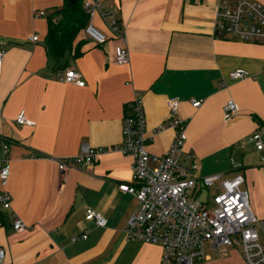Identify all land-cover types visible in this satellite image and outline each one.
<instances>
[{
  "label": "crops",
  "instance_id": "0c3cea01",
  "mask_svg": "<svg viewBox=\"0 0 264 264\" xmlns=\"http://www.w3.org/2000/svg\"><path fill=\"white\" fill-rule=\"evenodd\" d=\"M104 2L119 8L131 59L115 61L120 39L96 13L89 21L108 40L97 43L85 29L79 35L82 53L67 63L82 73L85 83L79 84L59 78L67 67L53 63L45 45L48 16L65 0H0V158L7 141L11 163L0 189L12 196L10 207L0 199V246L7 264H161V245L126 233L138 198L120 184L132 181L133 157L110 149L90 164L71 160L64 175L57 159L79 154L85 142L120 143L136 93L145 103L151 154L162 155L175 136L167 123L168 99L179 96V114L187 121L183 158L191 160L192 152L201 176L243 174L252 209L264 216V163L250 139L264 128V43L215 36L219 0ZM40 10L45 13L35 15ZM36 33L39 38L31 39ZM236 68L255 76L233 78ZM231 97L240 114L226 119ZM193 98L203 99L201 105L194 106ZM21 110L32 123L17 121ZM88 207L103 213L107 224L88 219ZM16 216L27 224L24 229L14 227ZM84 231L87 237L72 239ZM228 250L222 254L207 242L202 264H247L240 247Z\"/></svg>",
  "mask_w": 264,
  "mask_h": 264
},
{
  "label": "built area",
  "instance_id": "2783aa9c",
  "mask_svg": "<svg viewBox=\"0 0 264 264\" xmlns=\"http://www.w3.org/2000/svg\"><path fill=\"white\" fill-rule=\"evenodd\" d=\"M89 20L100 13L109 29L120 42L115 44V61L124 64L131 59L124 25L119 17V8L104 0H83ZM40 10L35 15L44 14ZM87 34L97 43L108 40L106 31L92 21L85 27ZM230 36L235 39L264 43V4L259 0H219L215 16V36ZM37 40L38 34L30 36ZM4 49H0V77L3 74ZM264 73V66L262 67ZM64 81L84 84L82 73L73 67L58 73ZM233 78L255 76L248 69L236 68L230 71ZM203 99L193 98L194 106L201 105ZM181 99L171 96L168 99L169 119L167 123L175 129V136L162 155L151 154L146 145L147 114L143 96L139 93L129 101L123 118V140L114 145L94 146L83 143L81 152L73 156L58 157L59 169L64 175L71 160L93 163L96 157L107 150L118 149L133 157L132 181L123 182L120 188L135 194L138 205L128 219V237L151 241L162 247L161 264H202L205 259V245L218 248L228 254L229 246L240 247L247 264H264V216L258 217L251 206L249 191L242 187L243 174L224 177L222 173L198 175V162L194 154L188 153L191 160L183 158L184 144L187 139V121L179 114ZM226 119L240 114V105L229 98L224 106ZM20 124L32 123L25 110L18 113ZM250 139L260 152L264 163V128H256ZM157 164H151V160ZM11 173L9 142L5 141L0 158V181L8 182ZM203 191L204 195H201ZM202 193V194H203ZM11 193L0 189V199L5 207L11 206ZM88 219L100 226L107 224V217L100 211L88 207ZM25 221L16 216L14 227L22 230ZM88 232L72 236L87 237ZM6 250L0 246V264H7Z\"/></svg>",
  "mask_w": 264,
  "mask_h": 264
},
{
  "label": "trees",
  "instance_id": "16d2710c",
  "mask_svg": "<svg viewBox=\"0 0 264 264\" xmlns=\"http://www.w3.org/2000/svg\"><path fill=\"white\" fill-rule=\"evenodd\" d=\"M53 8L48 16L45 45L53 63L65 68L69 58L82 53L83 39L77 42L76 40L89 22V17L83 0H77L75 3L65 0L62 6Z\"/></svg>",
  "mask_w": 264,
  "mask_h": 264
},
{
  "label": "water",
  "instance_id": "95a60500",
  "mask_svg": "<svg viewBox=\"0 0 264 264\" xmlns=\"http://www.w3.org/2000/svg\"><path fill=\"white\" fill-rule=\"evenodd\" d=\"M77 0H70V2L75 3Z\"/></svg>",
  "mask_w": 264,
  "mask_h": 264
},
{
  "label": "rangeland",
  "instance_id": "374dc122",
  "mask_svg": "<svg viewBox=\"0 0 264 264\" xmlns=\"http://www.w3.org/2000/svg\"><path fill=\"white\" fill-rule=\"evenodd\" d=\"M98 14H100V13L98 12ZM202 193H203V191H201V195H204V193L203 194ZM261 234H262V232H261Z\"/></svg>",
  "mask_w": 264,
  "mask_h": 264
}]
</instances>
